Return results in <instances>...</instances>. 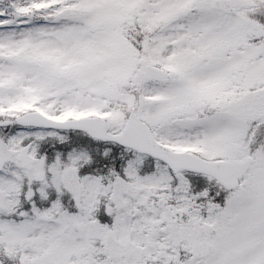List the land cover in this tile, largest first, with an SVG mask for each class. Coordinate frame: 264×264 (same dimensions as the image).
<instances>
[{
  "label": "snow or ice",
  "instance_id": "obj_1",
  "mask_svg": "<svg viewBox=\"0 0 264 264\" xmlns=\"http://www.w3.org/2000/svg\"><path fill=\"white\" fill-rule=\"evenodd\" d=\"M0 264H264V0H0Z\"/></svg>",
  "mask_w": 264,
  "mask_h": 264
}]
</instances>
